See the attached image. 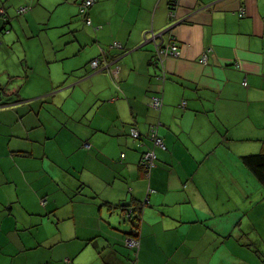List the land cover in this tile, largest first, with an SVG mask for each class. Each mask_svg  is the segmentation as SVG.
<instances>
[{
	"label": "crops",
	"instance_id": "0c3cea01",
	"mask_svg": "<svg viewBox=\"0 0 264 264\" xmlns=\"http://www.w3.org/2000/svg\"><path fill=\"white\" fill-rule=\"evenodd\" d=\"M24 1L0 0V264H264L209 197L264 216L240 160L264 147V0H178L172 19L170 0H96L90 24L80 0ZM147 33L178 47L160 71Z\"/></svg>",
	"mask_w": 264,
	"mask_h": 264
},
{
	"label": "trees",
	"instance_id": "16d2710c",
	"mask_svg": "<svg viewBox=\"0 0 264 264\" xmlns=\"http://www.w3.org/2000/svg\"><path fill=\"white\" fill-rule=\"evenodd\" d=\"M95 2H96V0H80L79 7H78L79 8L78 9V14L80 15V17L82 18V20L84 21L85 24H90L91 23V19H90V16H89V9L93 6V4ZM177 3H178V0H170V2H169V5H170L169 11H171V12H169V16L171 17V19L175 17V14H176L175 13V9H176ZM33 5L34 4L31 2V0H26L24 2H21L20 4H18L15 7V12L17 13V15L18 14H22V13H24L26 11L31 10L32 7H33ZM4 9L5 10H3V9L0 8V19L2 18V21L4 23L2 29L6 30V32H7L8 31L7 24H10V18H11V16L6 11V8H4ZM17 15H15V16H17ZM169 26H171V25H169ZM169 26H167V27H169ZM165 33H167V32L165 31ZM168 33H169V31H168ZM149 36H150L149 33L145 34V36L143 37V41L153 42L152 44L154 45V49H153L152 57H151L150 60H152V62L155 64V66H157V68L160 71L162 69V65H163V62H164V58L166 56L165 55L166 53L165 52H162V51L165 50L166 48H168L169 45H167V46H165V44L162 45V42L159 43L160 45H158L157 44V41H156L157 35L154 36L153 33H151V37L150 38H147ZM114 42H116V41H114ZM113 43H112V47L113 48L118 49V50H122V51L126 50V49H124V46H123L122 43L119 42L120 45H121V47H116V46L113 45ZM122 51H118V54L121 53ZM93 60H96L97 61V64L95 66H91L94 71L95 70H98V71H100V70L101 71L102 70H107V68L109 67L108 60L105 59L103 56H97L96 58L92 59L91 62ZM114 65H115V68L118 69L117 64L114 63ZM160 77L161 78L164 77V72L163 71L160 74ZM243 83H245V82H243ZM155 96L159 97L161 99V102H162V96H160V95H154L153 97H155ZM153 97H152V99H153ZM152 99H151V101H152ZM153 125L155 126V130H153L152 132L155 131V137H158L161 140V142H162V146L161 145H158V144H155V146L156 147L161 146L160 148H163L165 146H164V143H163L161 137L157 133V128H158L157 127V124H153ZM149 131L151 133V127H149ZM150 133L147 136L151 137ZM138 138H140V133L139 132H138V136L137 137H134V139H138ZM263 148L261 150L257 151V152H251V153H247V154L241 155L240 156V160H241V163L245 166V168L257 180V182L259 183V185L261 186V188L264 191V149ZM150 150L151 149H147L144 152H142L141 158L139 160V165H140L141 168H143L145 170L146 174H149L150 173V170L156 164V154L154 155V159L152 160L151 163L148 162V164H146L145 162L142 161L143 160V154L145 152L150 151ZM142 209H143V207L142 208L141 207H136V208H133L131 210L132 211L131 213L133 214L132 217L137 219V222L134 223V221H133V227L131 229V233L133 235H135V236L138 235V234H136L137 224L139 225V222L141 220V212H142ZM124 245H125V243H124ZM128 248H130V247H128ZM130 249L132 250L133 248H130ZM136 249L133 250V251L135 252Z\"/></svg>",
	"mask_w": 264,
	"mask_h": 264
},
{
	"label": "rangeland",
	"instance_id": "374dc122",
	"mask_svg": "<svg viewBox=\"0 0 264 264\" xmlns=\"http://www.w3.org/2000/svg\"><path fill=\"white\" fill-rule=\"evenodd\" d=\"M23 15V14H22ZM22 15H20V18H22ZM18 43H15V46ZM212 200H217L218 203H223V202H230L231 204L222 206L221 204H216V207H219L222 210H227V209H234V208H239L242 212L243 215L241 217L242 222H247L248 224V231L245 236L244 240H247L248 243H250V246L252 249H257L256 254L259 256V259L263 260L262 262L264 263V216H263V211H261V216L255 214L251 207V202L249 199H246L245 197L242 196V192L238 197H220V198H215L209 196ZM42 199V198H41ZM264 207V191L263 195L260 197L259 202H258V208ZM235 220L232 217L229 216H224L223 219V225L230 226L232 223H234ZM261 257V258H260ZM62 264H65V258L60 261Z\"/></svg>",
	"mask_w": 264,
	"mask_h": 264
},
{
	"label": "built area",
	"instance_id": "2783aa9c",
	"mask_svg": "<svg viewBox=\"0 0 264 264\" xmlns=\"http://www.w3.org/2000/svg\"><path fill=\"white\" fill-rule=\"evenodd\" d=\"M114 46L116 47H121L120 43L119 42H114L113 43ZM162 52H165L166 54H178V47L173 43L171 44L168 48H166L165 50H163ZM201 62L205 60V56H202L201 57ZM97 64V61L96 60H93L91 62V66H95ZM161 99L157 96L153 97L152 101H151V106L154 107V108H159L161 106ZM153 130H155V126L152 125L151 126V138L154 140L155 144H158V145H161L162 146V142L161 140L158 138V137H155V131L152 132ZM130 134L131 136L133 137H137L138 136V131L132 127L131 130H130ZM154 152H153V149H151L150 151L148 152H145L143 154V162H145L146 164L151 163L152 160L154 159ZM132 237L134 238H127L125 239V244L130 247V248H137L138 245H139V240L138 238L135 236V235H131Z\"/></svg>",
	"mask_w": 264,
	"mask_h": 264
},
{
	"label": "water",
	"instance_id": "95a60500",
	"mask_svg": "<svg viewBox=\"0 0 264 264\" xmlns=\"http://www.w3.org/2000/svg\"><path fill=\"white\" fill-rule=\"evenodd\" d=\"M166 29H170V26H169V27H167Z\"/></svg>",
	"mask_w": 264,
	"mask_h": 264
},
{
	"label": "clouds",
	"instance_id": "9594fccd",
	"mask_svg": "<svg viewBox=\"0 0 264 264\" xmlns=\"http://www.w3.org/2000/svg\"><path fill=\"white\" fill-rule=\"evenodd\" d=\"M133 235L132 233L130 234V236Z\"/></svg>",
	"mask_w": 264,
	"mask_h": 264
}]
</instances>
